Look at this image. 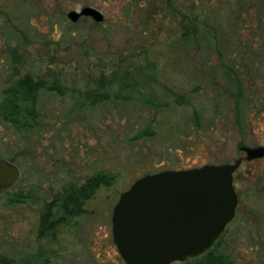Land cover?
<instances>
[{"label": "rangeland", "instance_id": "rangeland-1", "mask_svg": "<svg viewBox=\"0 0 264 264\" xmlns=\"http://www.w3.org/2000/svg\"><path fill=\"white\" fill-rule=\"evenodd\" d=\"M86 6L103 20L67 18ZM158 8L166 10L164 20ZM256 9L264 21V0H0V99L24 75L55 80L66 91L40 93L38 131L17 132L0 121V157L22 171L0 190V263L122 264L110 217L136 178L232 163L242 146H264V41L249 40L259 28L264 36ZM186 31L192 42L179 47L174 41ZM203 31L214 34L212 41L201 42ZM228 61L242 70L236 80L250 100L241 110L219 65ZM123 78L137 84L129 85L131 100L86 105V92L119 88ZM147 95L155 106L140 103ZM182 95L189 104L177 103ZM147 125L155 134L133 139ZM98 172L116 177L87 201L85 213L57 229V240L41 238L47 203ZM235 176L237 216L207 251L227 264H264V157L244 161ZM203 254L177 264H195Z\"/></svg>", "mask_w": 264, "mask_h": 264}, {"label": "water", "instance_id": "water-1", "mask_svg": "<svg viewBox=\"0 0 264 264\" xmlns=\"http://www.w3.org/2000/svg\"><path fill=\"white\" fill-rule=\"evenodd\" d=\"M86 16L101 22L103 13L92 6L70 10L75 22ZM245 159L264 156V146H242ZM232 163L203 164L185 169L146 173L120 192L113 206L112 240L127 264H169L184 261L211 248L233 218L237 195ZM22 175L12 161L0 157V190L15 185Z\"/></svg>", "mask_w": 264, "mask_h": 264}, {"label": "trees", "instance_id": "trees-1", "mask_svg": "<svg viewBox=\"0 0 264 264\" xmlns=\"http://www.w3.org/2000/svg\"><path fill=\"white\" fill-rule=\"evenodd\" d=\"M149 0H144V4H147ZM164 4L165 0H159ZM254 7L253 3L247 5V9L250 10ZM166 12V10H164ZM159 10L155 11L156 16L162 18L165 16V12ZM170 12V10H169ZM172 12V11H171ZM255 17L258 22H264L259 15L258 9L255 11ZM163 19V18H162ZM164 20V19H163ZM259 30L251 32L249 40L255 39L257 36L260 40L264 41V36ZM190 32H182L178 36V40L174 42H179V47L183 44L186 46V43L192 42L189 36ZM200 40L202 43H209L214 38V34L210 31H203L200 35ZM257 38V39H258ZM244 45V44H243ZM210 49H216L206 45ZM245 46V45H244ZM243 46V47H244ZM243 47H238V51H241ZM185 48V47H184ZM248 48V47H246ZM229 49V47H226ZM231 50H235L230 48ZM211 53V51H210ZM259 56V55H258ZM225 58H220L221 61H224ZM221 69L223 71V78L225 82L230 87V84L233 89V94L235 95V105L237 110H241L242 107L248 105L247 102L250 100L247 99V96L244 94V89L241 86V83L236 80V77L240 74L238 69L234 68L235 62H220ZM243 69V66H242ZM153 79L156 80V74H153ZM152 79V80H153ZM121 85L119 88H115L110 84L107 86L101 87L99 90L93 89L89 90L85 94V103L88 107H91L97 103H108V102H117V101H129L132 99V94L130 93L131 89L126 78L121 80ZM218 82V80H217ZM215 81V83H217ZM104 83V82H102ZM133 83L132 88H136L137 84ZM227 88V86H226ZM125 92L123 93V91ZM229 91V89H225ZM54 93L59 96H64L66 91L57 81H52L47 83L46 81L33 78L31 75H24L16 79L10 88L4 89L1 94L0 99V121L5 125L9 126L17 132L21 131H38L42 128L44 114L40 111L39 105V96L40 93ZM141 104H144L147 107L155 106L153 98L151 95L141 98ZM179 105L189 104L188 99L183 98V95L180 99L177 100ZM161 107H167V104H162ZM196 125L200 127L199 124V115L196 113ZM155 134V131L151 128L150 125H147L144 129L140 130L133 139L142 137L143 135L151 136ZM114 173L108 172H98L94 175L88 177L82 184L77 187L69 186L65 188L61 195L57 196L53 200L47 203L44 212L40 217V229L39 233L41 237L48 236L51 234V227L59 223L64 216L72 215L74 216L77 213L85 202H87L94 193L100 187H108L111 185L115 179ZM14 201H18V198H14ZM58 212H61V215L58 217ZM207 251V250H206ZM204 256L198 259L195 264H227L230 261L225 258L224 255L218 253H213L211 251L204 252ZM0 264H9V262L4 261ZM21 264H31L28 261H24Z\"/></svg>", "mask_w": 264, "mask_h": 264}, {"label": "flooded vegetation", "instance_id": "flooded-vegetation-1", "mask_svg": "<svg viewBox=\"0 0 264 264\" xmlns=\"http://www.w3.org/2000/svg\"><path fill=\"white\" fill-rule=\"evenodd\" d=\"M242 152H243V155H241L240 157H243V159H242V161H241V163H240V165L244 162V161H248V162H251V161H254V160H257V159H260V158H262V157H260V158H257V159H252V160H247V159H245L244 157H245V152L242 150ZM239 157V158H240ZM264 157V156H263ZM239 165V166H240ZM239 166H238V168H239ZM238 168L233 172V175H232V184H233V188H234V191H235V193H236V195H237V204H236V207H235V212H234V216H233V218L226 224V226L224 227V229H223V231L218 235V237H217V239L221 236V235H223L224 234V232H225V230H226V228L231 224V222L236 218V216H237V213H238V207H239V204H240V200H241V198H242V196H240V194H239V185L236 183V176H235V174H236V171L238 170ZM2 190V189H1ZM87 202H85L84 204H82V206L79 208L80 210L77 212V213H75V215L74 216H72V215H69V216H64V218H62V219H60L61 221L59 222V223H57L56 225H53L50 229H51V234L50 235H48V236H44V237H41L40 236V233H39V229H40V220H39V223H38V226H39V228H38V235L41 237V238H48L49 240H51L52 242H54L55 240H57V229L58 228H60L61 226H64V225H66V224H68V221H69V219H71V218H73V217H77V216H79V215H81V214H83V213H85L86 212V210H85V208H84V206H85V204H86ZM114 206V205H113ZM45 210V209H44ZM112 210H113V207H112ZM44 212V211H43ZM58 214V217L61 215V212H58L57 213ZM42 215V214H41ZM111 216H112V211H111ZM41 217V216H40ZM40 219V218H39ZM110 221H111V217H110ZM111 235H112V222H111ZM216 239V240H217ZM215 240V241H216ZM113 241V240H112ZM214 244V243H213ZM115 245V244H114ZM116 247V246H115ZM116 250H117V248H116ZM117 252H118V250H117ZM205 252V251H204ZM203 252V253H204ZM202 254V253H201ZM200 255V254H199ZM198 256V255H197ZM194 257H196V256H194ZM118 258H119V260H120V262L122 263V264H127L124 260H123V258L120 256V254H119V252H118ZM191 258H193V257H188L187 259H185L184 261H173V262H170L169 264H177V263H182V262H185L186 260H188V259H191Z\"/></svg>", "mask_w": 264, "mask_h": 264}]
</instances>
